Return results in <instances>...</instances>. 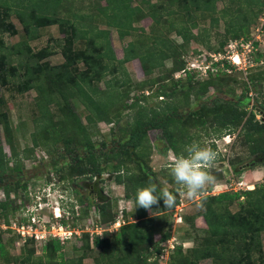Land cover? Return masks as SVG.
<instances>
[{"label": "trees", "instance_id": "obj_1", "mask_svg": "<svg viewBox=\"0 0 264 264\" xmlns=\"http://www.w3.org/2000/svg\"><path fill=\"white\" fill-rule=\"evenodd\" d=\"M69 2L0 0V84L12 86L18 94L35 92L37 115L31 134L32 150L37 147L46 150L55 172H61L62 167L67 166L70 167V179L84 176L92 180L105 172L101 168L103 163L114 161V181L123 185L124 197L129 200L138 187L153 182L145 169L146 159L150 156L148 133L151 130H158L167 148L180 154L185 145L193 142L188 133L191 127L210 130L214 136L229 135L240 128L236 137H242L248 152L251 155L264 154V123L255 121L241 106L226 101L210 108L201 105L198 115L179 113L190 97L197 99L210 88L219 90L222 87L231 91L228 83L232 79L225 76L226 72L209 74L206 79L189 72L183 78H175L186 67L184 53L190 42L211 50L208 43L211 29L220 21L224 24V35L218 50L224 47L228 37L236 40L246 37L249 27L255 26L264 12V0H159L160 3L142 0V8L134 6L132 0H105L103 6L94 8L96 16L103 19V29L93 23L92 14L72 13L63 17ZM218 2L223 4L220 10L217 9ZM11 16L18 21L23 35L19 42L9 46L3 43L1 36L16 32L13 23L8 22ZM146 17L152 22L149 34L135 27V23ZM199 23H208V26L200 27ZM44 26H58L62 35L57 44L63 58L59 65L43 62L41 51L33 52L30 48L29 43L37 38L38 29ZM110 29L116 31L121 41L141 31L123 48L121 59L117 58L112 47ZM172 34L181 43L172 39ZM132 61L139 63L145 78L143 81L131 82L125 65ZM167 61L171 62L169 68L165 67ZM155 71L159 73L153 76ZM248 81L263 82L264 70L253 72ZM178 83L187 84V89L176 92ZM154 86L157 88L152 91ZM132 91L138 94L131 95ZM152 100L159 102L155 106L147 105ZM73 101L84 109L85 122L74 110ZM0 105H4L1 97ZM52 106L56 107L57 117L51 115ZM124 116H128L125 126L111 152H96L93 139L100 134L98 124H118ZM1 131L11 151L8 158L0 139V188L6 197L5 202H0V220L8 224V214L14 215L18 211L17 207L7 205L10 192H16L18 188L25 191L26 184L16 181L12 186L7 181L10 176L19 174L22 164L17 159L11 122L5 111L0 112ZM59 143L62 150L58 149ZM100 146L105 147V143ZM11 161L14 165L9 167ZM130 162H136V172L128 167ZM163 176L172 182L168 189L176 194L177 199L172 208H166L162 200L152 206L158 216H164L179 203L177 186L168 170ZM241 197L244 201L240 200ZM234 203L239 208L231 212ZM78 204L82 202L78 200ZM202 206L203 210L194 216L193 222L183 217L188 227L186 236L192 239L191 246L188 249L176 246L166 264H199L202 260H210L212 264H264L260 241V234L264 232L263 184L249 191L205 197ZM94 209L102 222L110 224L115 220L110 207L96 205ZM147 211L143 208L133 210L137 222L121 225L110 240L99 237L91 240L88 233L74 237L73 240L82 243L78 248L81 254L67 260L59 257L71 242L61 245L59 241L49 239L41 248L40 256L35 257L38 252L33 241L28 240L23 246L16 247L15 235H11L13 246L20 250V254L9 257L1 244V234L11 231L0 232V259L4 264H84L86 256L97 249L92 264H159L161 244L170 239V234L153 226L157 216L148 218ZM198 219L205 224L200 230L196 225ZM61 223L65 224L63 220ZM200 231L201 236L196 237V232Z\"/></svg>", "mask_w": 264, "mask_h": 264}, {"label": "rangeland", "instance_id": "obj_2", "mask_svg": "<svg viewBox=\"0 0 264 264\" xmlns=\"http://www.w3.org/2000/svg\"><path fill=\"white\" fill-rule=\"evenodd\" d=\"M142 0H132L134 6L142 8ZM150 3H160L159 0H146ZM105 0H70V2L64 8L63 17H69L72 13L80 14H92L94 19L93 23L99 28L103 29V19L96 16L97 13L94 10L97 5L103 6ZM223 4L218 2L217 9H222ZM8 22H12L16 32L14 34H3L1 39L5 45H13L22 39V29L15 17L11 16L8 18ZM200 27L207 25L208 23H199ZM135 27L142 30L145 34H149L152 29V22L149 18H142L140 22L135 23ZM254 25H251L247 30L246 37H243L241 43L238 47H233L232 42L236 39H231L228 37L224 47L218 50L219 41L222 40L224 35V24L222 21L211 29L210 43L211 50L206 49L201 44L196 42H190L186 47L184 53L185 63L188 61H203L206 53H219L225 54V56L234 57L239 55L240 61H242V56L248 54L245 59V63L241 62L239 66H235L232 63L226 64V68L229 72L225 73V76L231 77L228 86L232 89L231 91H225L222 87L219 90L210 88L208 92L199 98L190 97L188 104L184 105L179 113L183 116L196 113H200L201 105H205L207 108L212 107L216 103L221 104L223 102H231L236 106H241L244 108L245 112L251 114L254 120L260 123L261 115L256 111L260 109L264 112V81L260 84L250 83L248 81L249 76L254 72L264 70V32L255 34L253 31ZM196 32V30H193ZM37 38L30 42V48L33 52H39L43 58V62L49 63L50 65H59L63 62V58L57 47L58 41L62 38L58 26H44L40 27L37 31ZM141 31L134 33L132 36L125 38L124 40H119L118 35L114 29H110V40L114 52L118 59L122 58V50L127 45L129 41L135 38L136 35L140 34ZM254 34V36H250ZM171 38L181 43V40L175 36L171 35ZM241 39V38H240ZM237 39V40H240ZM250 41H254L253 48L247 47ZM248 50L251 52L249 53ZM228 51V52H227ZM230 51V52H229ZM258 59V60H257ZM235 60V59H234ZM257 60V62H256ZM171 62H165V67L169 68ZM125 69L132 83H137L143 81L145 78L141 72L139 63L137 61L129 62L125 65ZM159 72L155 71L153 76H156ZM183 78V76H181ZM103 83L100 87L103 89ZM176 92H181L187 89V84H176ZM245 87L247 89H245ZM157 86L152 88L154 91ZM138 92L132 91L131 95H137ZM35 92L27 91L23 94H18L16 90L9 85L2 86L0 84V97L3 99L4 105H0V112L5 111L11 122L12 128V141L15 147V152L18 155L17 159L19 163L22 164L21 171L15 177L10 176L7 180L12 186L18 181L22 184H26V193L23 189H17L15 192L12 190L10 192L9 200H7V205L9 207H17L14 215L8 214V220L15 221L22 219L24 217L21 210L37 202L34 198V194L39 193L43 198V202L48 201L45 205L44 211L40 214L36 211L38 216L44 221L50 218V213L48 212L49 206H55V202L58 200L59 205H61L64 210L70 207L73 209L74 216H65L62 213L64 221L69 224H77L79 228H84L83 226L88 221H98L97 217L93 214L94 207L96 205L110 207V213L113 215L114 219L119 216L120 211L123 210V221L124 224L137 222L133 215V208L125 203L128 199L124 197L123 185H118L114 181V173L112 172V166L114 161H109L106 163H101V168L105 169L102 174L103 179L98 183L94 182V179L89 180L84 176H78L70 179L68 172L69 168L67 166L62 167L61 172H55L51 168L50 155L42 147H37L32 150V137L31 134L34 130L33 120L37 115V110L35 108ZM157 101H149L147 105L152 106ZM73 107L76 113L80 116L83 122L86 115L82 106L77 102L73 101ZM56 107L52 106L50 108L53 117H57ZM132 114V113H131ZM130 114V115H131ZM125 115H129L125 113ZM195 116V115H194ZM128 116H124L120 123L106 125L104 123L98 124L99 136L93 139V143L97 145L96 152L109 153L114 146V141L118 140L121 136L120 130L125 126V122ZM240 128L236 129L234 132L221 134L220 136H215L216 140L212 143V148L218 153V159L215 166L210 169L211 175L216 178V183L207 188L206 195L202 198H197L196 200H188L179 194L178 205L164 216H158L156 211L150 209L147 211L148 218H155L153 226H159L160 229L169 231L170 238L173 239L174 246L182 245L184 249H188L191 246L192 239L186 236L187 225L183 222V217L188 218L189 222H193V218L197 213L203 210L202 204L204 203V198L209 196H216L220 193L233 192L232 189L234 184L239 181H244L248 186V189H254L256 186L264 185V154L259 153L257 155H251L248 152L247 145L243 143L242 137H236L239 133ZM188 133L192 135L193 141H200L202 144L205 143L209 138L214 135L210 134V130L202 131L201 129L191 127L188 129ZM207 133L209 135L207 136ZM158 130H151L148 133L149 144H150V156L146 159L145 169L149 176L152 178L160 188L171 187L172 182L166 180L163 174L166 172V162L170 163L173 156V152L169 150L162 140ZM0 139L2 142V148L5 155L10 158L11 151L8 145L5 143L4 134L0 132ZM105 143V147H101L100 144ZM50 149V148H49ZM58 149L62 150L61 143L58 144ZM28 150L32 152H28ZM51 151V149H50ZM81 153V152H79ZM56 158V155L54 156ZM58 158V156H57ZM68 159H65V162ZM68 163V162H66ZM139 163V162H137ZM59 164V163H58ZM70 164V163H69ZM14 162H9V167H12ZM128 167L132 171H137L136 162H130ZM259 171L261 174L258 175ZM171 183V184H170ZM232 185V187H230ZM53 186V187H52ZM44 189V193L42 190ZM49 189L50 194L46 196ZM39 191V192H38ZM249 191V190H246ZM2 190L0 188V199L3 200ZM244 192V191H239ZM238 193V192H236ZM40 196V195H39ZM62 199V200H61ZM0 200V201H1ZM78 200L82 204H78ZM244 201V198L240 199ZM60 201L63 202L60 204ZM79 207V214L85 211L83 216L76 219L75 210ZM237 203H234L230 207L231 212H236L238 210ZM48 209V210H47ZM108 211V209H107ZM43 213L45 216H42ZM181 216V222L178 223L176 220ZM68 217V220L66 218ZM88 219V221L86 220ZM101 217L99 220V225L104 228L99 236L100 239H112V237L118 232L117 228H109L108 222H102ZM198 230L205 227L202 219H198L196 222ZM195 224V222H194ZM202 232H196V235L201 236ZM260 241L262 246V251L264 255V232L260 234ZM197 237V236H196ZM156 238H158L156 236ZM13 237L8 234H1V244L9 257H15L20 254V250L13 246ZM17 245V244H16ZM82 245L81 242L73 240L71 243L66 245L61 251L60 260H67L70 258L78 257L81 251L78 248ZM174 247V248H175ZM38 248V247H37ZM35 257H39L40 250ZM98 254L97 249L94 252L89 253L84 264H92L93 258ZM170 256V254H169ZM169 256L167 259L158 260L159 264L168 263ZM0 264H4V261L0 259ZM199 264H212L210 260H202Z\"/></svg>", "mask_w": 264, "mask_h": 264}, {"label": "built area", "instance_id": "obj_3", "mask_svg": "<svg viewBox=\"0 0 264 264\" xmlns=\"http://www.w3.org/2000/svg\"><path fill=\"white\" fill-rule=\"evenodd\" d=\"M253 31L255 34L263 33L264 32V12L259 17L257 24L253 27ZM250 36H254V34H250ZM243 38L240 40H234L232 42L233 47H238L239 43ZM254 41H250L248 43L247 47L253 48ZM228 52V51H227ZM230 52V51H229ZM250 53L251 51L248 50ZM207 56H204L203 61H190L186 62V67L184 70L180 71L175 75V78H179L181 76H185L187 72H189L191 75L195 74L200 79H206L209 74L210 75H216L220 72H229V70L225 67L226 64L232 63L235 66H239L241 62L245 63V59L248 57V54H244L242 56V61H240L239 55H236L234 57L231 56H225L223 53H206ZM235 57L239 58V63H234ZM53 187V186H52ZM232 187V185H230ZM233 192H239V191H246L250 190L248 189V186L244 183V181H239L234 184L233 188L230 189ZM50 191L52 189H49L46 196L50 194ZM39 192V191H38ZM44 193V189L42 190ZM40 195V196H39ZM3 200L0 202H5L6 197L4 193L2 192ZM34 198L37 199V202L34 204H31L30 206L26 207L24 210H21L24 217L19 220L10 221L8 220V224L0 220V232H6L11 231L10 235H15L17 237L16 246L20 247L23 246L28 240L33 241L35 244V247L41 250V248L49 241V239H55L60 242L61 245L66 244L67 242L73 241L74 237H80L82 233H88L90 235V239L92 240L94 237H99L101 234V231H103L104 228H102L99 225L100 215L99 213L94 209V215L97 217L98 221H92L91 223L86 219L88 222L85 223L83 226L84 228H79V226L76 224L75 226L72 224H69L67 221H64L62 213L65 214V216H74L73 209L70 207L67 210H64V208L59 205V201L57 200L54 204L55 206H49L48 212L51 214L50 218L48 217L47 221H44V219H41L40 216L35 213L36 211L40 214V212L44 211L45 205L48 204V201L43 202V198L41 194L36 193L34 194ZM243 197H241L242 199ZM62 200V199H61ZM63 202L60 201V204ZM79 207H76L75 210V216L76 219L80 216L78 212ZM42 216H45L43 213ZM62 220L65 224H62ZM68 220V217L66 218ZM178 223L181 222V216L176 220ZM109 228H117L119 230L121 225H124L123 221V210L120 211L119 216L115 218V220L108 224ZM162 247V253L160 256V260L167 259L169 254L174 250V244L173 239L170 238L166 242L161 244Z\"/></svg>", "mask_w": 264, "mask_h": 264}, {"label": "clouds", "instance_id": "obj_4", "mask_svg": "<svg viewBox=\"0 0 264 264\" xmlns=\"http://www.w3.org/2000/svg\"><path fill=\"white\" fill-rule=\"evenodd\" d=\"M215 136L205 143L193 141L184 146L180 154H173L171 162H166L169 175L177 188L176 193L188 200H196L206 195L207 188L217 181L211 175L212 169L218 159V153L212 148ZM177 196L168 188H160L155 182L147 186L138 187L133 196L125 201L134 210L143 208L150 210L162 200L166 208H172Z\"/></svg>", "mask_w": 264, "mask_h": 264}, {"label": "flooded vegetation", "instance_id": "obj_5", "mask_svg": "<svg viewBox=\"0 0 264 264\" xmlns=\"http://www.w3.org/2000/svg\"><path fill=\"white\" fill-rule=\"evenodd\" d=\"M256 111L259 113V115H261V120L260 123H264V112L260 109H256Z\"/></svg>", "mask_w": 264, "mask_h": 264}, {"label": "water", "instance_id": "obj_6", "mask_svg": "<svg viewBox=\"0 0 264 264\" xmlns=\"http://www.w3.org/2000/svg\"><path fill=\"white\" fill-rule=\"evenodd\" d=\"M101 179H103V176L102 175H98L94 178V182H99Z\"/></svg>", "mask_w": 264, "mask_h": 264}, {"label": "bare ground", "instance_id": "obj_7", "mask_svg": "<svg viewBox=\"0 0 264 264\" xmlns=\"http://www.w3.org/2000/svg\"><path fill=\"white\" fill-rule=\"evenodd\" d=\"M234 63H239V58L238 57H235V60H234Z\"/></svg>", "mask_w": 264, "mask_h": 264}, {"label": "crops", "instance_id": "obj_8", "mask_svg": "<svg viewBox=\"0 0 264 264\" xmlns=\"http://www.w3.org/2000/svg\"><path fill=\"white\" fill-rule=\"evenodd\" d=\"M256 172H258V175L262 173V172L260 173L259 171H256ZM262 174H263V173H262Z\"/></svg>", "mask_w": 264, "mask_h": 264}]
</instances>
